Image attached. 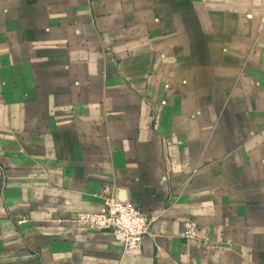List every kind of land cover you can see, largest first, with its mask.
I'll list each match as a JSON object with an SVG mask.
<instances>
[{
    "label": "crops",
    "instance_id": "1",
    "mask_svg": "<svg viewBox=\"0 0 264 264\" xmlns=\"http://www.w3.org/2000/svg\"><path fill=\"white\" fill-rule=\"evenodd\" d=\"M106 263L264 264V0H0V264Z\"/></svg>",
    "mask_w": 264,
    "mask_h": 264
},
{
    "label": "built area",
    "instance_id": "2",
    "mask_svg": "<svg viewBox=\"0 0 264 264\" xmlns=\"http://www.w3.org/2000/svg\"><path fill=\"white\" fill-rule=\"evenodd\" d=\"M160 216V211L147 213L137 203L131 200L120 201L117 196L108 192L103 196L100 208L78 211L73 220L88 230L110 234L124 251L128 252L142 247L152 224ZM198 233L197 224L189 221L185 223L180 235L186 239H193Z\"/></svg>",
    "mask_w": 264,
    "mask_h": 264
},
{
    "label": "water",
    "instance_id": "3",
    "mask_svg": "<svg viewBox=\"0 0 264 264\" xmlns=\"http://www.w3.org/2000/svg\"><path fill=\"white\" fill-rule=\"evenodd\" d=\"M118 199L120 200V201H127L128 199H127V193H126V190L125 189H123V190H121L120 192H119V197H118Z\"/></svg>",
    "mask_w": 264,
    "mask_h": 264
},
{
    "label": "rangeland",
    "instance_id": "4",
    "mask_svg": "<svg viewBox=\"0 0 264 264\" xmlns=\"http://www.w3.org/2000/svg\"><path fill=\"white\" fill-rule=\"evenodd\" d=\"M92 1V0H91ZM87 3H88V0H87ZM100 8H103V7H108L107 5L104 6V5H101L99 6ZM119 7H121V9L124 7L122 4L119 5ZM153 10H155L154 12H156V9H157V4H154V6H151ZM104 9V8H103Z\"/></svg>",
    "mask_w": 264,
    "mask_h": 264
}]
</instances>
